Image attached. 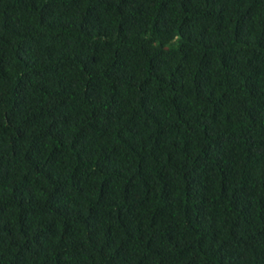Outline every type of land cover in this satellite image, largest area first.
<instances>
[{"label": "trees", "instance_id": "1", "mask_svg": "<svg viewBox=\"0 0 264 264\" xmlns=\"http://www.w3.org/2000/svg\"><path fill=\"white\" fill-rule=\"evenodd\" d=\"M0 264H264V0H0Z\"/></svg>", "mask_w": 264, "mask_h": 264}]
</instances>
